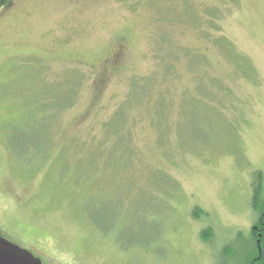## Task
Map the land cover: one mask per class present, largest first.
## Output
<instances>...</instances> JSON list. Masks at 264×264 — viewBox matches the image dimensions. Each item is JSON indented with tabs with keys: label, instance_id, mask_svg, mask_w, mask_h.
<instances>
[{
	"label": "rangeland",
	"instance_id": "rangeland-1",
	"mask_svg": "<svg viewBox=\"0 0 264 264\" xmlns=\"http://www.w3.org/2000/svg\"><path fill=\"white\" fill-rule=\"evenodd\" d=\"M6 1L0 227L13 243L41 264H251L264 0Z\"/></svg>",
	"mask_w": 264,
	"mask_h": 264
},
{
	"label": "trees",
	"instance_id": "trees-1",
	"mask_svg": "<svg viewBox=\"0 0 264 264\" xmlns=\"http://www.w3.org/2000/svg\"><path fill=\"white\" fill-rule=\"evenodd\" d=\"M0 4H1L0 6H3L4 4H7V1L3 0ZM71 104H67V106ZM261 181H262V172L256 171L254 173L253 180H252L253 193H254V196H253L254 206L256 205V202L258 201L261 195V189H262ZM260 211L261 212L259 216L257 217V219H259L262 222V224L256 222V224H258V226L261 227L260 236L257 233H254L253 231L251 233V237L253 239V248H254V251L251 257L252 258L251 264L252 263L253 264H264V207ZM258 252L260 253L259 255H258Z\"/></svg>",
	"mask_w": 264,
	"mask_h": 264
},
{
	"label": "flooded vegetation",
	"instance_id": "flooded-vegetation-1",
	"mask_svg": "<svg viewBox=\"0 0 264 264\" xmlns=\"http://www.w3.org/2000/svg\"><path fill=\"white\" fill-rule=\"evenodd\" d=\"M124 50H125V46H123L122 43H119L118 45L115 46V49L110 54L109 60H108L110 66L114 65V63L121 58L120 56L123 54ZM257 223L262 224V222L259 219H257ZM251 229L254 233H257L260 236L261 227L254 224V225H252ZM8 235H10V233L8 231H5L4 228L0 227V246L4 247L5 249L11 250V251H16L17 253H19L23 256H27L30 259H34V260L39 261V259L35 258L32 255V253L29 252L26 248L25 249L21 248L17 243H15V242L13 243L12 239L10 237H8ZM259 254L260 253L258 252V255ZM254 259H256V258H254ZM39 263H40V261H39Z\"/></svg>",
	"mask_w": 264,
	"mask_h": 264
},
{
	"label": "water",
	"instance_id": "water-1",
	"mask_svg": "<svg viewBox=\"0 0 264 264\" xmlns=\"http://www.w3.org/2000/svg\"><path fill=\"white\" fill-rule=\"evenodd\" d=\"M0 264H40V263L38 260L30 259L27 256H23L17 253L16 251H11L0 246Z\"/></svg>",
	"mask_w": 264,
	"mask_h": 264
}]
</instances>
